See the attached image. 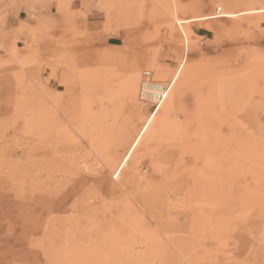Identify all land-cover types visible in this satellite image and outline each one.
I'll return each mask as SVG.
<instances>
[{
    "label": "rangeland",
    "instance_id": "374dc122",
    "mask_svg": "<svg viewBox=\"0 0 264 264\" xmlns=\"http://www.w3.org/2000/svg\"><path fill=\"white\" fill-rule=\"evenodd\" d=\"M263 8L0 0V264H264Z\"/></svg>",
    "mask_w": 264,
    "mask_h": 264
},
{
    "label": "built area",
    "instance_id": "2783aa9c",
    "mask_svg": "<svg viewBox=\"0 0 264 264\" xmlns=\"http://www.w3.org/2000/svg\"><path fill=\"white\" fill-rule=\"evenodd\" d=\"M173 85L174 80L162 82L154 78L151 70H143L140 78L138 99L142 104L150 108V117L155 115L165 103Z\"/></svg>",
    "mask_w": 264,
    "mask_h": 264
},
{
    "label": "bare ground",
    "instance_id": "6f19581e",
    "mask_svg": "<svg viewBox=\"0 0 264 264\" xmlns=\"http://www.w3.org/2000/svg\"><path fill=\"white\" fill-rule=\"evenodd\" d=\"M260 11H264V8L261 9ZM220 15L235 16V14H225V13H218V14H214V15H212V16H220ZM210 16H211V15H210ZM206 17H207V16H206ZM208 17H209V16H208ZM202 18H204V17H202ZM189 21H190L189 19H185V20H181L180 22H189ZM185 62H186V59L183 60L182 65L179 66L178 70L176 71V74L172 77V78H173L172 80H174V82L177 81V79H178V77H179L181 71H182L183 68H184V64H185ZM144 70H145V69H144ZM148 70H149V69H148ZM142 72H143V71H142ZM142 72H141V73H142ZM160 73H161V75H163V73H162V69L160 70ZM172 89H173V88H172ZM170 93H171V91L169 92V94H170ZM168 96H169V95H168ZM167 99H168V98H167ZM165 102H166V101H165ZM162 106H163V105H162ZM162 106H161V107H162ZM155 115H156V114H155ZM155 115H153V116H151V117L149 116V117L147 118V121H146V124H147V125L144 126V129H142V131L140 132V134L138 135V137L135 139L134 143L131 145V148L129 149L128 153H127L126 156L124 157L123 161H121V164H120V166H119V168H118V170H117V172L119 173V175L121 174L123 168L127 165L128 161H129V159H130V157L132 156L134 150H135V149L137 148V146L139 145V143H140V141H141V139H142L144 133L147 131L149 125L151 124V120L155 117Z\"/></svg>",
    "mask_w": 264,
    "mask_h": 264
},
{
    "label": "crops",
    "instance_id": "0c3cea01",
    "mask_svg": "<svg viewBox=\"0 0 264 264\" xmlns=\"http://www.w3.org/2000/svg\"><path fill=\"white\" fill-rule=\"evenodd\" d=\"M195 19H202V17H200V18H193L192 20H195ZM190 20V19H189ZM178 70V69H177ZM175 74H176V72H175ZM174 74V75H175ZM131 78H130V83H131V85L133 86V88H135V84H136V77H135V75H131L130 76ZM155 118V117H154ZM154 118L151 120V122L154 120ZM147 125V124H146ZM150 126V125H149Z\"/></svg>",
    "mask_w": 264,
    "mask_h": 264
},
{
    "label": "snow or ice",
    "instance_id": "6c2138e0",
    "mask_svg": "<svg viewBox=\"0 0 264 264\" xmlns=\"http://www.w3.org/2000/svg\"><path fill=\"white\" fill-rule=\"evenodd\" d=\"M117 178H119V173L116 174Z\"/></svg>",
    "mask_w": 264,
    "mask_h": 264
}]
</instances>
